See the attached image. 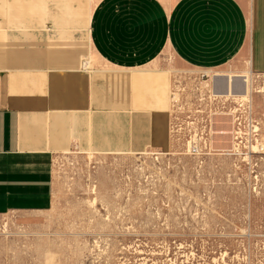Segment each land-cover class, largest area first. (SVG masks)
I'll use <instances>...</instances> for the list:
<instances>
[{
  "label": "crops",
  "instance_id": "0c3cea01",
  "mask_svg": "<svg viewBox=\"0 0 264 264\" xmlns=\"http://www.w3.org/2000/svg\"><path fill=\"white\" fill-rule=\"evenodd\" d=\"M0 8H8L0 215L54 204L58 152L159 143L171 122L168 56L202 72L264 73V0H0Z\"/></svg>",
  "mask_w": 264,
  "mask_h": 264
},
{
  "label": "rangeland",
  "instance_id": "374dc122",
  "mask_svg": "<svg viewBox=\"0 0 264 264\" xmlns=\"http://www.w3.org/2000/svg\"><path fill=\"white\" fill-rule=\"evenodd\" d=\"M7 10H0L4 20ZM164 64L184 107H173L176 93L167 109L172 126L165 123L160 142L139 151L89 144L58 152L54 204L0 215V264H264V151L256 147L251 164L231 155L235 124L217 115L211 153L191 155L183 134L173 131L181 121L175 116L184 121L196 108L219 110L218 104H193L202 71L177 66L170 56ZM249 84L254 134L264 146V73Z\"/></svg>",
  "mask_w": 264,
  "mask_h": 264
},
{
  "label": "built area",
  "instance_id": "2783aa9c",
  "mask_svg": "<svg viewBox=\"0 0 264 264\" xmlns=\"http://www.w3.org/2000/svg\"><path fill=\"white\" fill-rule=\"evenodd\" d=\"M202 82H206L205 87L203 89H200V86L202 85ZM218 82V91H222L225 87V84L221 80H217ZM197 83V82H196ZM214 82L212 81L211 77L204 72H201L200 77L198 79V84L200 86L196 85L195 90L197 91V97L195 99L196 103H193L195 106L201 103L210 105L212 104H218L216 109L219 110H209L205 111L204 109H199L200 107L196 108V111L193 112L192 115H187V119H180L178 115H176V119L181 120L180 122L176 123L175 126H173L174 133L183 134L185 139V146L186 149L191 155L196 156L198 158H203L205 155L211 153L213 147L212 139H213V117L214 116H227L231 117L232 121L234 122V130H233V136L235 137L237 143L236 145H233L231 149V155H235L238 157H241L244 155V159L249 161V163H252L253 160V145L256 144L260 147V151H264V146L257 143L256 139H250L248 138V134L243 130L249 129V124L253 126L251 130H254L255 120L253 119V122L250 120V113H249V107L244 104L238 103L237 105H232L230 103H237L236 101H232L228 99L224 100L223 102L218 100V98H215L212 96L210 92L211 86H213ZM185 89V88H184ZM227 90H230V81L228 79L227 84ZM181 90L173 91L178 92V100L174 102L173 107L177 108V111L182 110L184 107V104L181 102V97L183 98V92L179 93ZM184 91V90H183ZM172 97V88H171V94L170 99ZM189 101H191L189 99ZM231 105V106H230ZM171 106V104H170ZM219 107V108H217ZM171 116V112H170ZM170 126H172V121L170 122ZM255 133V132H253ZM244 140H247V142L244 143ZM257 176H255L256 178Z\"/></svg>",
  "mask_w": 264,
  "mask_h": 264
},
{
  "label": "bare ground",
  "instance_id": "6f19581e",
  "mask_svg": "<svg viewBox=\"0 0 264 264\" xmlns=\"http://www.w3.org/2000/svg\"><path fill=\"white\" fill-rule=\"evenodd\" d=\"M204 73H207L212 81L214 82L213 86L210 88V92L213 97L218 98L220 101H224L226 99L236 101L237 103L247 105L249 107V113H250V120L253 122V90L250 88V81L253 80L254 77H258L259 74L261 73H255L252 70H248L247 73H242V74H223L219 72H213L210 70H205L203 71ZM228 79L230 81V90H227V84H228ZM217 80H221L224 84L225 87L222 91H218L217 88ZM250 80V81H249ZM206 82H202V85L200 86V89L202 90L203 87H205ZM178 94V92H173L172 91V98L174 97L175 94ZM179 95V94H178ZM174 101V100H173ZM255 120V119H254ZM253 126L249 124V130L250 133H252L251 139H256L255 137L256 134L253 132H257V125H254V130H251ZM234 129V127H233ZM222 135L224 134V131L220 132ZM235 139V137L233 136ZM256 147H258L256 144L253 145V150L256 151Z\"/></svg>",
  "mask_w": 264,
  "mask_h": 264
}]
</instances>
